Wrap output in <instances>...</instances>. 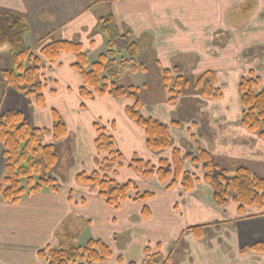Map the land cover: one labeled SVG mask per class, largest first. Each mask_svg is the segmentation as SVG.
Here are the masks:
<instances>
[{"label": "rangeland", "instance_id": "obj_1", "mask_svg": "<svg viewBox=\"0 0 264 264\" xmlns=\"http://www.w3.org/2000/svg\"><path fill=\"white\" fill-rule=\"evenodd\" d=\"M108 12L109 10L105 4H98L93 10H88L84 13V19L90 21L89 19L92 18L91 20L98 22L99 17L106 15ZM97 25L95 33L100 34ZM60 29L62 30L63 27L61 26ZM257 35H259V40L250 50L253 48L258 54H261L264 50V31L255 36L251 35V37L254 39ZM92 37L94 36L91 34L87 35L85 41L92 39ZM49 39L46 41H49ZM51 39L53 40V38ZM102 39L104 40L103 36ZM35 42L36 40L33 42L29 40L28 45L38 53V46ZM83 47L87 53L89 63L96 60L99 54L106 53L108 50L105 41L101 43L99 39L96 42L83 45ZM69 56L73 57L72 55ZM122 57L125 60H130L126 52L116 53L114 58L118 66V62ZM141 59L137 56L134 60L135 64H141ZM190 59L191 57H186L180 59V62L175 60V63L179 62L177 68H160L154 64H146L147 66L145 65L144 71H141L140 67L135 71L128 68L123 72L121 71L115 82L125 88L130 86L140 88L137 91V97L141 103L140 112L142 115L145 113L144 116L149 114L150 116L162 118L165 107H167L170 110L171 121L180 123V127L175 128L178 129V132H176L178 136L181 137V134L184 136L185 130L189 128L198 140L202 133V136L208 140L210 145H217L219 153L214 158H216L220 168L226 169L229 175L233 174L230 172L235 170V164L238 163L234 164L231 160L228 162L220 154V151L233 148V155L235 157L244 155L245 158H249L251 163L248 166L251 173L264 178V164L253 162L258 161V159L264 160V140L255 133L249 132L246 136H241L240 148L237 144L232 147V145H229L228 142L223 141L221 138L224 135L228 136L227 133L231 132V130L221 126V121L224 122L223 119L220 121L218 117H214L216 115L228 117L230 122L227 125L231 126H236L240 122L241 108L238 105L239 93L237 85L241 77L248 75L247 71L240 74L237 79H232L229 76L221 74L223 80L226 81L224 83L217 71L186 72L189 69L188 61ZM254 63L259 64L257 58L254 60ZM248 65L243 66L247 69ZM10 66L11 54L9 53V48L8 46H3L0 49V115L8 110L20 111L24 120L29 124L38 128L50 129L53 124L51 113L55 110L64 122L66 129H68L66 130V136L58 141H53L49 134H45L41 140L42 144H51L53 146L56 160L48 175L56 179L60 185V189L62 186L65 188L71 185V187H76L78 192V189H83L85 193L81 195L84 197L87 193L97 195L91 185L79 184L75 180L76 175L79 173L89 175L97 171L100 176H105L120 184L130 181L141 192L150 191L154 193L151 199L136 201L130 206V209L136 212L135 222L132 225L133 227H130V229L132 228L130 230L131 234L117 237V242L122 239L126 240V244L124 242L117 243L118 247L114 243L110 245L113 256L112 260L108 259L106 264H128L130 262L142 264L148 257L146 256L145 249L149 250V255L155 256V254H158L155 258L156 262L152 264H162L167 257L170 258L167 259L165 264H196L192 259H196L198 262L201 261V264H216L211 262L210 259L204 262L205 258L209 257L220 259H236L239 257L243 261L241 264H264V253H248L244 255L239 253V249L246 244L264 242V207L261 209L254 207L247 208L245 212L238 213L237 204L234 200H229L222 207L217 206L212 198L211 185L203 180L201 168L192 165V163L189 164L190 161L185 164V169L197 177L194 189L186 193L181 189L180 185L175 186L171 192L173 201L171 198L161 196V193H163L161 192L162 189H166L165 184H161L154 176L143 178L131 166V159L134 156L152 164H157V161L161 158L170 160L172 148H179L183 154L189 150L193 154H196V148L193 146L192 141L186 143V140L182 139L183 143L178 142L177 144L176 140L173 142L172 138L169 149L155 154L157 158L154 161L148 160L140 151L144 147L148 149L145 144L143 130L125 114V107L132 103L129 98L121 100L111 96H105L104 98L96 96L87 99L81 98L78 88L82 83H80L77 89L70 86L71 81L76 82L77 77L79 82H81L80 74L76 70H73V75L71 74L72 67L70 65V67L66 68L68 65L65 66V55H62L56 64L53 65L54 68L51 65H47L45 70L42 73L40 72L41 77L37 78L42 83L41 93L44 98V104L39 106L35 103L33 96L27 97L5 86L1 71ZM87 69H89V66ZM163 70H168L169 72L166 83L163 81ZM250 70L252 73L255 72V77L257 75L260 76L257 69ZM206 73L207 75L197 85L196 80ZM74 75H76V78H74ZM177 77L182 78L180 87H174V81ZM261 78L263 79L262 76ZM169 88L170 94L168 93ZM169 96L175 98L172 104L167 100ZM94 99L96 100L93 101ZM171 121L166 124L171 125ZM94 124H97L111 138L113 148L120 154L111 150L100 152L96 148L95 139L98 133L95 130ZM173 128V126H170V130ZM136 130L139 131V135L135 133ZM249 138H251L250 141ZM252 139H255V141H252ZM190 145L192 147L188 150ZM198 148H205L201 140H199ZM245 153H250V155H246ZM3 171L4 159L0 145V178L3 176ZM140 183H144L146 187L142 188V184ZM22 186L27 189L24 180L22 181ZM72 193L70 192V195ZM131 194L133 193L131 192ZM143 206H148V208L154 211L152 219H155L159 226L152 228L155 230H147L146 239L141 241L140 236L143 230L137 226V223L140 222V219H144L143 216L141 217ZM166 212L172 215H180L182 223V231L180 233L182 237H177V227H175V224H169L166 220L163 222L162 215H165ZM93 214L98 215V213L94 212ZM133 220L134 217L132 218V222ZM194 225H206L202 228V239L196 238L197 242L194 246L197 248L195 251L190 246L191 244L188 243L190 237H186V235H189V233L185 234V232H189L187 231L188 227ZM65 226L68 229L69 227L71 228L69 230L71 235L65 237L62 231L61 235L55 236L54 241H51L50 247L57 248L60 243H62L61 246L63 247H83L87 242L86 239L89 238L91 228L88 232L82 230V224L78 218H70ZM238 227L240 229H237ZM171 235H173V238L170 237ZM139 241L141 242L138 243ZM20 247L22 249L14 250L18 252L15 253L10 252L13 249H6L0 246V264H18V262H21V264H36L33 256H36L35 259L39 258L36 254L37 251L31 250L30 245H21ZM118 257L122 258V262H118ZM40 259L46 264L44 259Z\"/></svg>", "mask_w": 264, "mask_h": 264}, {"label": "trees", "instance_id": "obj_2", "mask_svg": "<svg viewBox=\"0 0 264 264\" xmlns=\"http://www.w3.org/2000/svg\"><path fill=\"white\" fill-rule=\"evenodd\" d=\"M97 29L103 36L108 50L89 63L82 43L66 39L46 41L50 33L36 39L35 44L38 46L36 53L27 42L26 33L29 25L25 18L14 13L0 12V49L8 46L11 54V66L1 71L5 86L27 97L33 96L35 103L42 106L44 104L41 93L42 83L37 79L41 77L40 72L42 73L47 65H55L62 55H72L74 61L71 67L80 74L82 83L78 88L80 97L87 99L95 96H111L119 100L129 98L132 103L125 107V114L143 130L147 148L153 153L166 151L171 146L170 126H178V123L172 122L168 125L142 115L141 103L137 97L140 88L131 86L125 88L115 82L121 71L128 68L132 71L138 67L141 71L145 70L143 63L137 65L134 62L141 50L140 42L134 39L130 30L120 31L113 15L109 12L99 17ZM122 52H126L130 60L122 57L118 66L114 55ZM162 73L163 81L166 83L169 72L163 70ZM206 75L207 73L196 80L197 85ZM181 81L182 78L177 77L174 87H180ZM237 90L241 107L240 124L247 131L255 133L264 140V88L260 86L254 73L249 72L248 75L240 78ZM168 93H171L170 88ZM169 97L167 100L172 104L175 98ZM51 114L53 124L50 129L29 124L20 111L8 110L0 115V145L4 159L3 176L0 178L1 201L15 204L25 195L60 190L56 179L48 175L56 160L53 146L44 145L41 140L45 134H49L53 141H58L66 136L67 129L57 111L53 110ZM94 127L98 133L95 139L96 148L100 152L111 150L120 154L113 148L111 138L97 124H94ZM170 155V160L161 158L157 164L134 156L131 159V166L143 178L156 177L161 184H165L167 190L180 185L184 192L189 193L193 191L197 181V177L185 169V163L190 161L201 168L203 180L211 185L212 198L217 206L222 207L229 200H234L238 213L245 212L247 208L264 207V178L251 173L248 167L239 164L233 174L229 175L226 169L220 168L216 158L203 148H197L196 154L190 150L183 154L179 148H172ZM23 180L27 189L22 186ZM75 180L79 184L91 185L97 196L114 210H118L127 199L136 202L154 196L150 191L141 192L130 181L120 184L100 176L97 171L89 175L79 173ZM150 214L148 206H143L141 215L149 217ZM205 226H190L187 231L195 238L202 239V228ZM145 253L148 257L142 264L156 262L155 258L158 254L149 255L148 249H145ZM239 253L242 255L264 253V242L246 244L239 249ZM36 254L44 259L46 264H103L113 256L111 247L106 242L94 238L88 239L83 247H63L60 244L57 248H51L47 245L38 249ZM168 258L170 257H167L162 264H165ZM117 260L122 262L121 257Z\"/></svg>", "mask_w": 264, "mask_h": 264}, {"label": "crops", "instance_id": "obj_3", "mask_svg": "<svg viewBox=\"0 0 264 264\" xmlns=\"http://www.w3.org/2000/svg\"><path fill=\"white\" fill-rule=\"evenodd\" d=\"M98 4L107 6L120 31L130 30L134 39L140 42L141 50L137 56L142 58L141 63L144 65L154 64L160 68H177L180 59L191 57L188 61L189 69L186 72L213 70L232 79H237L240 74L246 71L247 73L251 72L250 69H257L260 76L257 75L256 77L261 84L260 86L264 88V50L261 54H258L253 48L250 50L259 40V35L254 39L251 35L255 36L264 31V0H0V10H3L0 12L14 13L25 18L29 25V30L26 33L27 42L29 40L33 42L39 36L50 33L49 40H52L51 38L76 40L83 45H88L98 39L101 43L105 41L101 34L95 33L98 22L91 20L92 18L89 19L90 21L84 19V13L93 10ZM61 26L63 27L62 30L60 29ZM89 34L94 37L85 41ZM256 58L259 64L254 63ZM175 60L179 62L175 63ZM73 61V57L65 55V66L68 65L66 68L70 67ZM246 64H249L247 69L243 66ZM71 70L72 73H70L73 75L74 69ZM223 82L226 83L225 80ZM80 83L77 77L76 82L71 81L70 86L77 89ZM238 105H240V101H238ZM169 111L165 107L162 118L149 114L146 116L168 123L171 121ZM214 117H218L220 121L223 119L224 122L221 121V126L231 130L227 133L228 136L221 135L223 141L228 142L232 147L237 144L240 148L241 136H246L249 131L244 129L240 122L236 126L227 125L230 122L228 117L225 118L221 115ZM179 127L180 123L170 130L171 141L172 138L173 142L176 140L177 144L178 142L182 144V139H185L186 143L192 141L193 146L197 149L199 140H201L205 145L203 149H207L214 157H217L218 146L210 145L202 133L198 140L187 128L184 136L181 134L180 137L176 133L178 129H175ZM135 133L139 135V131L136 130ZM178 139L179 141H177ZM250 140L251 138H249ZM242 144L245 146L244 143ZM191 147L190 145L188 150ZM140 151L148 160L154 161L157 158L155 155L157 153H153L145 147ZM233 153V148L220 151V154L228 162L231 160L234 164L238 163L235 164L236 166L240 164L250 169L248 166L251 163L249 158H245L244 155L235 157ZM245 154L250 155V153ZM261 161L262 159H258V161L253 162L264 164V160ZM187 163L189 162L187 161L185 164ZM140 184H142V188L146 187L144 183ZM174 188L162 189L161 196L171 198L173 201L171 192ZM78 190L79 192L76 187L69 185L65 188L62 186L58 192L42 191L35 195H25L15 204L0 200V246L13 249L10 252L22 249L21 245H30L31 250L34 251L47 245L50 246L51 241H54L55 236L61 235L62 231L65 237L71 235L69 231L71 228L68 229L65 226L70 218H78L81 221L82 230H86V232L91 228L89 238L86 241L93 237L103 240L109 246L114 243L118 247L117 243L120 242L126 244V240L121 239L119 242L116 240L119 236L131 234L132 228L130 229V227H133L136 212L130 209V206L135 202L125 200L118 210H114L99 196L87 193L84 197L81 195L85 193L83 189ZM71 191L73 192L72 195H70ZM149 210L150 216L140 219V222L137 223V226L143 230L140 236L141 241L146 239L147 230H155L152 228L159 226L156 220L152 219L154 211L150 208ZM92 211L98 215L93 214ZM173 214L175 213L173 212ZM132 216L134 217L133 222ZM162 220L163 222L168 221L169 224H175L177 237H182L180 215H172L166 212L165 215H162ZM215 232L217 233L216 230ZM186 233H189L186 237H190L188 243L195 251L197 247L194 245L197 239L191 232ZM170 237L173 238V235ZM174 239L176 238L174 237ZM174 243L177 244L178 242ZM60 244L62 245V243ZM33 257L34 259H32L36 264L39 262V264H44L40 258L35 259V255ZM110 259L112 260V257ZM209 259L216 264L221 262H223L221 264L243 263L239 257L236 259L209 257L205 258L204 262ZM192 261L201 264V261L198 262L196 259H192Z\"/></svg>", "mask_w": 264, "mask_h": 264}, {"label": "flooded vegetation", "instance_id": "obj_4", "mask_svg": "<svg viewBox=\"0 0 264 264\" xmlns=\"http://www.w3.org/2000/svg\"><path fill=\"white\" fill-rule=\"evenodd\" d=\"M240 101V100H239Z\"/></svg>", "mask_w": 264, "mask_h": 264}]
</instances>
